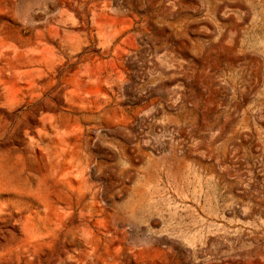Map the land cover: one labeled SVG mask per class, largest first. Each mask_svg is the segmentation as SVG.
Returning a JSON list of instances; mask_svg holds the SVG:
<instances>
[{"label":"rangeland","instance_id":"obj_1","mask_svg":"<svg viewBox=\"0 0 264 264\" xmlns=\"http://www.w3.org/2000/svg\"><path fill=\"white\" fill-rule=\"evenodd\" d=\"M0 264H264V0H0Z\"/></svg>","mask_w":264,"mask_h":264},{"label":"bare ground","instance_id":"obj_2","mask_svg":"<svg viewBox=\"0 0 264 264\" xmlns=\"http://www.w3.org/2000/svg\"><path fill=\"white\" fill-rule=\"evenodd\" d=\"M48 185L35 184L34 182L27 180V183L22 188V194L27 197V203H25V205L21 208L25 212L24 215L25 220L22 223V230L24 231L23 232L24 242L19 246V248L16 251L15 256L17 257V259L22 257L25 253H28L29 249L33 248L36 242L42 241V243L44 244L43 241L46 238L45 233L43 231H37L34 228L31 222V216L36 214L40 206H43L40 202L37 201L39 200L43 202V198L41 200V197L40 198L36 197L34 193L38 191L41 192L43 195H47V193L50 191ZM23 210H19V212H22ZM8 215H10V217H8L7 219H10L12 217V213Z\"/></svg>","mask_w":264,"mask_h":264}]
</instances>
